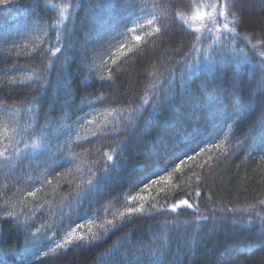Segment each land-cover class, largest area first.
I'll use <instances>...</instances> for the list:
<instances>
[{
  "label": "trees",
  "instance_id": "trees-1",
  "mask_svg": "<svg viewBox=\"0 0 264 264\" xmlns=\"http://www.w3.org/2000/svg\"><path fill=\"white\" fill-rule=\"evenodd\" d=\"M108 3L0 0V152L23 154L18 132L28 128L31 135L22 139L47 146L42 139L47 135L57 157L54 163L37 149L31 160L13 158L11 169L0 158V260L264 264V205L259 203L264 200V139L258 121L264 92L258 89L260 71L253 67L264 44L253 49L237 41L250 63L238 62L243 55L235 56L231 48L221 55L219 33L207 32V25L193 19L196 11L214 16L208 6L216 0H136L143 13L124 8L132 0H118L115 9ZM194 3L200 8L189 7ZM235 11L245 24L238 28L240 36H249L252 44L264 41V0H239ZM136 21L141 24L135 32L142 35L134 41L128 31ZM197 34H203L202 43L195 40ZM113 37L123 49L105 69H95L96 56ZM194 43L200 54L219 61L211 71L206 62L186 66ZM56 47L61 52L53 56ZM101 75L112 79L101 81ZM249 104V119L233 123ZM36 113L40 126L32 132ZM85 119L86 129L78 134ZM124 130L127 134L120 135ZM192 133H198L192 147L203 150L194 160L173 163ZM106 152L118 170L109 168L104 189L78 204L77 193L88 180L104 175ZM157 164L168 165L167 171ZM154 171L162 174L149 179ZM152 184L159 188L146 199L130 198ZM181 200L193 208L180 205L172 212ZM129 208L142 210L129 218ZM10 212L15 218L5 219ZM86 218L102 224L113 220L117 227L105 225V235L97 222L91 227L98 233L94 243L47 251L52 239H61ZM83 233L88 236L89 230Z\"/></svg>",
  "mask_w": 264,
  "mask_h": 264
},
{
  "label": "snow or ice",
  "instance_id": "snow-or-ice-1",
  "mask_svg": "<svg viewBox=\"0 0 264 264\" xmlns=\"http://www.w3.org/2000/svg\"><path fill=\"white\" fill-rule=\"evenodd\" d=\"M6 2V0H5ZM39 2V0H38ZM239 0H216L215 4L209 5L208 7H211L213 12L215 13L214 16L210 18H206L204 15H201L199 11H196L193 13V19L194 20H199L204 23V25H207L208 27L206 28V31L211 33L213 30L219 33L220 39L217 40V43L220 44V53L223 55L224 51L231 48L233 54L235 56H240L243 55V60L238 61V62H244V63H250L248 60V57L246 54H244V49L239 48L237 45L238 40H243L247 42L248 45H251V48L256 49L258 44H264V41H258L257 44H252L251 43V38L247 35L240 36V33L238 32V28H242L245 26L243 16L238 15L237 12L235 11V8L237 7ZM105 5H97V7H104ZM108 7L115 9L118 6V0H109V3L107 5ZM190 8L194 7L196 9L200 8L199 3H194L189 6ZM125 9L131 8L133 10L139 8V11L143 13L144 9L142 6H140L138 3H136V0H132V3L124 5ZM180 19L183 21V17L181 16ZM149 24L152 23V20L148 21ZM191 28V25H189ZM130 31L132 29H129ZM155 31L157 33L160 32L159 28H156ZM196 33H200V29L197 28L195 29ZM151 35V33H149ZM195 40L197 42L202 43L203 42V34H197L195 37ZM137 39H139V36H137ZM223 41H227L226 43ZM61 52L60 47H56L55 52H52L53 56H56L57 53ZM39 54V53H38ZM185 64L188 68H196L197 65L202 64V62H206L203 64L204 67H207L209 71L212 70L216 66L217 63H219L218 60H214L210 58L209 56L202 55L200 54V49L197 47V44L194 43L192 45V55H191V63L188 62V58H185ZM116 61L113 60V64H115ZM53 64V61L49 60L48 62V69H51ZM254 68L259 69L260 74H261V79L258 83V89L261 92H264V52H260V60L258 61L257 64L253 65ZM194 73H190L189 75H193ZM104 79L111 80L112 77L108 76L105 78L103 75L100 76V80L103 81ZM85 84L88 83L87 80L84 81ZM234 84H237L236 81H234ZM238 86V84H237ZM36 103H39V101H36ZM7 110V109H6ZM23 109H21L22 111ZM253 110V105L249 104L247 108H241L235 115H236V120L233 121V123H236V121H240L243 123L250 117V113ZM135 111V110H133ZM39 114L36 113L34 114V118L32 119V132L35 131L36 128H39ZM259 121V126H260V131L262 134V139H264V100L261 101V111L260 115L258 117ZM228 127H232L231 124L228 125ZM51 129V125H48V128L45 130L47 132L48 130ZM25 134L31 135V133L28 132V128H20L18 135L21 137L20 140L17 141V143H24V153L22 154L19 149L15 150L11 155H6L5 152H0V158L3 159V162L5 163L6 167L14 168L15 165L12 163L13 158L18 163H23L25 160H31L34 158V154L36 153V150L39 149L40 155H46L48 156L49 159H51L54 163L57 159L51 152L50 148L52 146V141L48 139L47 135L42 136V139L48 140L47 146L39 144V143H33V144H28L25 142L22 137ZM120 135H126L127 131H121L119 133ZM198 133H192L190 138H185V141L182 146H180V150L183 152V155H176L174 158L173 163L176 161L183 162L185 159H192L194 160L196 158V154L199 151H202L203 149L199 148H193L192 143L193 141L197 138ZM59 138V137H57ZM109 139L114 138V135H108ZM240 143H244V141H240ZM214 147H219V145H213ZM185 149H190L191 151H187ZM106 156V161L104 164V175L102 177H98L95 179H90L87 182V186L84 187L81 191L77 193L76 196V202L78 204H83L85 201H89L93 199L98 193H100L104 189V182L109 180L111 178V172H109V168H111L113 171L118 170V165L113 162V155L109 153H104ZM264 159V157H262ZM112 162V163H109ZM156 168H161L163 172L167 171L168 165H159L157 164L155 166ZM177 169H178V164H177ZM161 172H153L150 176L149 179H152V175H161ZM145 181L141 180L140 183H144ZM156 180H152V183H156ZM135 187H139V184L135 185ZM197 196L200 195L199 192L196 193ZM134 199V197H133ZM261 205H264V200L259 201ZM180 205L187 206L188 208H193V205L189 203L188 200H181L177 205H172L171 206V211L175 212L177 210V207ZM142 209H134V208H129L128 213H129V218L133 212H138L141 211ZM227 212H234V209H226ZM123 213H121V218H123ZM259 215V213H257ZM8 218H15L14 213H9L8 217H5V219ZM214 219V216L212 217ZM88 225H89V235L85 236L82 234H77L76 229H70V231L65 235L63 238V241L61 243H57L55 245V248L58 249H65L67 250L68 247L72 246L74 243L79 246L81 243H86V244H92L98 239V233H94L91 231V227L93 224H95V219L94 218H86ZM197 220H209V216H198L196 218ZM105 225H109L112 228L117 227V225L114 223L113 220H105L104 224H98L96 225L100 231H102L105 235L109 231V228L105 227ZM78 228H83L84 224H77ZM55 249H53L54 251ZM47 255V253H44ZM0 264H4L3 260H0Z\"/></svg>",
  "mask_w": 264,
  "mask_h": 264
},
{
  "label": "rangeland",
  "instance_id": "rangeland-1",
  "mask_svg": "<svg viewBox=\"0 0 264 264\" xmlns=\"http://www.w3.org/2000/svg\"><path fill=\"white\" fill-rule=\"evenodd\" d=\"M141 24L140 22H134L132 25H131V28L132 29L131 31L129 30L128 32L129 33V39L130 38H133L134 41L138 40L137 39V36H140L142 35L141 33H138V32H135L137 29H138V25ZM127 33V32H126ZM111 41H109L107 47H106V51H103V53L99 56H96V62L94 64V68L95 69H105L107 66H108V63H109V60L111 58H113L116 54H118L122 49H123V45L120 42V40H114V37L113 38H110ZM123 40V39H122ZM88 123V119H85L83 122H81V124L78 126V134L82 133L85 129H86V124ZM3 128V131L5 130V126H2ZM40 187V186H39ZM153 187H155V189H158L159 186H154V184L148 186V187H145L143 189H141L139 192H135V193H132L130 194V198L134 201H142L143 199H146L145 197H148L150 196L152 193H153ZM38 187L35 188V190L37 189ZM40 189V188H38ZM30 194V193H28ZM134 197V199H133ZM103 219H106L104 216H102ZM98 221L95 220V223H97ZM84 224V227L83 228H75L76 229V232L77 234H84L83 231H86V230H89V225H88V222L87 220L83 223ZM98 224H102V223H97ZM94 225V224H93ZM92 225V227H93ZM70 231V230H69ZM67 231L63 237L61 239H52V241L50 242V245L48 247V250L47 251H51L53 249H56L55 248V245L57 243H61L63 241V238L65 237V235L69 232Z\"/></svg>",
  "mask_w": 264,
  "mask_h": 264
}]
</instances>
